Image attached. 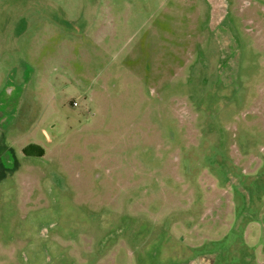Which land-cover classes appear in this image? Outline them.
I'll use <instances>...</instances> for the list:
<instances>
[{"label": "rangeland", "instance_id": "rangeland-1", "mask_svg": "<svg viewBox=\"0 0 264 264\" xmlns=\"http://www.w3.org/2000/svg\"><path fill=\"white\" fill-rule=\"evenodd\" d=\"M0 264H264V0H0Z\"/></svg>", "mask_w": 264, "mask_h": 264}, {"label": "trees", "instance_id": "trees-1", "mask_svg": "<svg viewBox=\"0 0 264 264\" xmlns=\"http://www.w3.org/2000/svg\"><path fill=\"white\" fill-rule=\"evenodd\" d=\"M32 148V147H31ZM24 153H26V154H30L31 152H30V148H26L25 150H24ZM44 154V151L43 150H40V155H43Z\"/></svg>", "mask_w": 264, "mask_h": 264}]
</instances>
